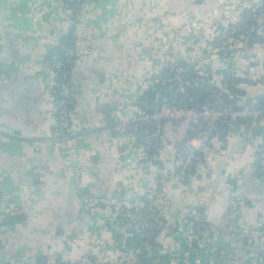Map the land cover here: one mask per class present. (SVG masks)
Masks as SVG:
<instances>
[{
  "label": "crops",
  "instance_id": "0c3cea01",
  "mask_svg": "<svg viewBox=\"0 0 264 264\" xmlns=\"http://www.w3.org/2000/svg\"><path fill=\"white\" fill-rule=\"evenodd\" d=\"M223 1L131 0L132 6L121 0L88 2L74 35L91 37L95 51L77 56L70 77L73 134L57 145L51 136L54 89L42 62L46 49L64 36L66 19L56 4L0 0V195L18 209L7 214L0 198V264L60 258L78 262L101 251L113 264H122L112 248L116 237L105 207L110 202L133 205L149 185V169L132 158L133 145L117 143L114 128L133 113L140 88L129 82L128 87L100 93L97 85L105 74L120 82L149 71L153 38L143 21L159 20V27L169 21L180 29L189 19L212 17ZM184 40L182 36L177 45L184 46ZM214 63L221 66L222 61ZM251 70L259 76L262 66L254 63ZM250 83L248 99L264 101L259 88L263 78ZM223 139L213 163L187 182L176 179V158L169 147L157 159L168 184L163 213L173 234V264H186L187 229L198 213L206 222L200 245L194 243L200 256L221 257L230 248L243 257L264 251V181L256 159L264 143V113L249 129L239 119ZM21 214L23 221L6 223L7 217ZM230 220L236 222L235 235L227 229ZM95 235L102 238L100 245L92 243Z\"/></svg>",
  "mask_w": 264,
  "mask_h": 264
},
{
  "label": "built area",
  "instance_id": "2783aa9c",
  "mask_svg": "<svg viewBox=\"0 0 264 264\" xmlns=\"http://www.w3.org/2000/svg\"><path fill=\"white\" fill-rule=\"evenodd\" d=\"M90 1L93 2V0H42V4L59 6L66 19L63 29V35H66L72 26L73 17L75 16L78 21ZM130 1L121 0L122 3L132 6ZM75 2H80L79 11L76 13L71 6V3ZM215 14L218 22L216 25H210L215 24L213 19L206 18L202 22L194 18L187 20L185 26L180 29L169 25V21L166 22L167 26L159 27V20L146 19L148 21H143L142 26L153 38L148 59L151 64L149 71L132 80L120 79V82L111 80L105 74L104 80L97 85L98 92L103 93L121 88L120 85L128 87L132 82L139 86V95L145 91H151L154 95V103L149 104L145 101L139 105L135 103L133 113L124 116L114 127L118 136L117 143L125 141L133 145L132 158L141 160V164L149 169L151 175L143 196L149 211L142 218L135 220V213L129 210L131 206L143 204L140 199L133 205L110 202L105 207L110 226L113 230L121 231V235L113 239L112 248L116 247L122 264H133L137 254L150 259L153 264H173L169 259L171 256L169 243L173 239V234L167 225L163 228L159 219L160 216H164L163 205L168 184L160 166L153 162L159 158L163 149L169 147L175 155L176 179L182 182L190 181L202 167L208 168L213 163L216 153L221 150L224 136L221 135L220 124H223L226 133H229L238 125V120L243 119L244 125L249 129L258 123L264 113V106H257V100L248 99L247 94L250 81L259 80L261 77L263 83L259 88L264 92V0H224L220 5V11ZM182 36L185 37L184 46L179 44L183 49L178 50L176 45ZM58 42L57 39L55 45ZM92 50L95 51V44L91 37L75 38L73 46L66 49L65 54L67 60L71 61L73 57L77 60L79 54ZM214 60L222 61L221 66H216ZM254 63L262 66L259 76L251 70ZM42 64L50 72L53 89L58 90L61 96L59 106L54 107L56 117L51 136L55 144L63 145L73 134L71 125L73 107H68L67 104L75 102V93L69 81H64L69 76L68 72L58 74L57 68L61 66V61L56 56L51 57L52 67L45 65L44 60ZM226 76L236 79L234 87L243 89L244 92L234 91ZM202 82L208 85V97L201 104L187 106L185 101L190 98L188 89ZM164 85H169L171 95L164 96ZM149 148L156 150V153L150 155ZM256 159L260 178L264 181V143ZM0 198L5 200L2 195ZM5 204L7 214H13L18 210L6 200ZM122 206L126 210H123ZM196 216V219L200 217L198 214ZM192 222H189L187 229L191 236L184 250L183 259L186 264H264V251L249 253L245 257L231 253L220 262H215L213 255L200 256L197 254V248L200 247L195 248L194 243L199 244L197 241L201 230L194 231L191 227ZM158 225L160 230L154 234ZM202 226L205 227L203 223ZM227 229L235 235L238 230L236 222L228 221ZM133 233L139 235L140 246L134 251L123 249L126 237ZM102 242L101 237L93 236V244L100 245ZM156 243L161 246H155ZM211 249L213 252L216 251V248ZM161 254L166 255L167 260L156 263L157 257ZM104 255V251L92 252L90 256L78 262L60 258L52 263L40 264L114 263L113 259Z\"/></svg>",
  "mask_w": 264,
  "mask_h": 264
},
{
  "label": "trees",
  "instance_id": "16d2710c",
  "mask_svg": "<svg viewBox=\"0 0 264 264\" xmlns=\"http://www.w3.org/2000/svg\"><path fill=\"white\" fill-rule=\"evenodd\" d=\"M71 6H73L74 12L76 13L79 11L80 2L71 3ZM76 21H77V19L74 16L72 19V26H71L69 32L66 35H64L63 37H61V39L59 40L57 45H54V46L46 49V53H45V56L43 58L44 64L49 66V67H52V65H51L52 55L56 56V58H58V60L61 61V66L59 68H57V72L59 75L64 71L68 72L69 76L66 77L64 81H69L70 86H71V82H70L71 72H72L73 67L75 66L76 60L73 57L71 61H68L65 53H66V49L73 46L74 39H75V35H74V28L75 27L74 26H75ZM249 21H251V20H249ZM215 42L217 43L218 41L216 40ZM226 77H227V82L229 83L230 87L232 89H234V91H236L238 93L242 92V90L235 88L233 85V83L237 81L236 79L232 81V78L230 76H226ZM168 86L169 85H167V86L164 85V87H163L164 96L171 95V92L168 90ZM188 92L190 94V98L185 101L187 106H195L197 104H201L208 97V94H209L208 85H206V83L202 82L201 84H198L195 87L193 86V87L189 88ZM53 96H54V100H55V102H54L55 105L59 106V100L61 99V96L59 95L58 90L54 89ZM142 101L143 102L145 101L149 104L154 103L153 92H151V91L143 92L141 95H139V97L137 98V101L135 103L139 105L140 103H142ZM257 103H258L259 107L264 106V101H259ZM74 104H75V102L73 101L71 103H68L67 106L73 107ZM220 126H221V135L224 136L226 133V128L223 124H220ZM148 153L150 155H153L156 153V150L149 148ZM153 162L158 164V165L161 164V162L159 160H154ZM258 174L261 175L259 171H258ZM140 200L142 201L143 204L131 206L129 209L130 211L135 213L134 214L135 220H139L149 211L146 207V204L144 203L145 202L144 198L141 197ZM122 208H123V210H126L125 207L122 206ZM198 215L200 217H198L196 220H194L191 223V227L194 229V231L196 229L201 230L203 228L202 223H203V225L206 226V222L204 221L202 213H198ZM159 219L162 222V226L165 225L166 222L164 221V216H160ZM167 227L169 228V226H167ZM159 230H160V226L158 225L155 228L154 234L158 233ZM114 235H115V237H119L121 235V231H119L118 229L114 230ZM140 241H141V239H140L139 235L137 233H133L131 236L126 237L123 249L129 250V251H134L136 248H138L140 246ZM157 244L158 243H156L155 246ZM157 246H161V245H157ZM167 258L168 257L166 255L161 254L160 256L157 257L158 261L156 263H160L162 261H165V260H167ZM134 260H135V262L133 264H138V263L153 264V262L150 259L145 258L141 254H137ZM38 263L40 264L41 262L38 261Z\"/></svg>",
  "mask_w": 264,
  "mask_h": 264
},
{
  "label": "water",
  "instance_id": "95a60500",
  "mask_svg": "<svg viewBox=\"0 0 264 264\" xmlns=\"http://www.w3.org/2000/svg\"><path fill=\"white\" fill-rule=\"evenodd\" d=\"M240 121H242V119H240ZM24 219H25V215H23V214L15 215V216H9L6 218V223L12 224L15 222H21ZM209 248L211 249V246ZM231 251H232V248L228 249V251H226L223 256H221V257L213 256L212 258L215 262H220V261L226 259L231 254Z\"/></svg>",
  "mask_w": 264,
  "mask_h": 264
},
{
  "label": "rangeland",
  "instance_id": "374dc122",
  "mask_svg": "<svg viewBox=\"0 0 264 264\" xmlns=\"http://www.w3.org/2000/svg\"><path fill=\"white\" fill-rule=\"evenodd\" d=\"M207 19H213L214 21H215V24H211L210 23V25H216L218 22H217V16H216V14L214 15L213 14V16L212 17H210V18H207ZM149 36H151L150 34H149ZM152 37V36H151ZM152 44H153V40H152ZM233 80V79H232Z\"/></svg>",
  "mask_w": 264,
  "mask_h": 264
}]
</instances>
